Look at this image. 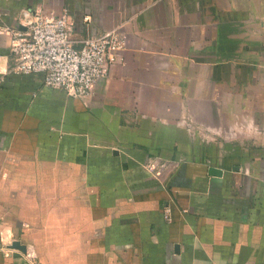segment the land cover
<instances>
[{
	"label": "crops",
	"instance_id": "obj_1",
	"mask_svg": "<svg viewBox=\"0 0 264 264\" xmlns=\"http://www.w3.org/2000/svg\"><path fill=\"white\" fill-rule=\"evenodd\" d=\"M35 11L124 34L87 97L10 71ZM0 264H264V0H0Z\"/></svg>",
	"mask_w": 264,
	"mask_h": 264
},
{
	"label": "built area",
	"instance_id": "obj_2",
	"mask_svg": "<svg viewBox=\"0 0 264 264\" xmlns=\"http://www.w3.org/2000/svg\"><path fill=\"white\" fill-rule=\"evenodd\" d=\"M8 31L11 72L41 73L45 85L81 98L109 74L125 47L118 28L75 39L66 12L35 11Z\"/></svg>",
	"mask_w": 264,
	"mask_h": 264
},
{
	"label": "water",
	"instance_id": "obj_3",
	"mask_svg": "<svg viewBox=\"0 0 264 264\" xmlns=\"http://www.w3.org/2000/svg\"><path fill=\"white\" fill-rule=\"evenodd\" d=\"M209 170L210 172H213V173H220V170L218 168L210 167ZM10 245L11 247L17 248L22 251L26 250L25 245L22 244L19 240H13Z\"/></svg>",
	"mask_w": 264,
	"mask_h": 264
}]
</instances>
